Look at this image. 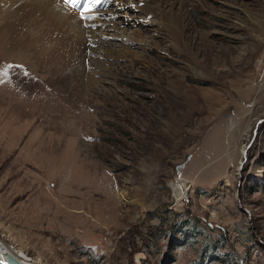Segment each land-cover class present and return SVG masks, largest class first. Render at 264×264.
<instances>
[{
  "label": "rangeland",
  "instance_id": "1",
  "mask_svg": "<svg viewBox=\"0 0 264 264\" xmlns=\"http://www.w3.org/2000/svg\"><path fill=\"white\" fill-rule=\"evenodd\" d=\"M149 1L96 3L115 53L65 65L25 16L2 27L0 239L40 264H264V0Z\"/></svg>",
  "mask_w": 264,
  "mask_h": 264
},
{
  "label": "bare ground",
  "instance_id": "2",
  "mask_svg": "<svg viewBox=\"0 0 264 264\" xmlns=\"http://www.w3.org/2000/svg\"><path fill=\"white\" fill-rule=\"evenodd\" d=\"M3 1L5 2V5H3V2L1 4L4 7L0 4V14H1L0 38L5 39L6 37L7 39V34L5 33L6 30L4 31L2 29V27L4 26H7L8 27L7 29H10V25H15V27L14 26L12 27L13 28L12 32L14 33H15V29L22 30V28L27 33L32 27H34L33 28L34 32H31L29 35L33 34L35 36H38L37 39L42 40L43 43L49 42L47 43L48 45L46 44V46L49 47L46 48L45 50L47 51L49 49V51H47L46 53H49V55L50 54L53 55L52 60L56 61V65H58V63H60L61 65H65L67 62L69 63V61L72 59L76 51L77 53L80 52V54L81 53L84 54L87 51L86 50L85 52H82L83 50L81 49L84 48L94 49L93 52L95 51L97 55H103V56H113V53H115L113 48H111L112 46H114L113 42L108 43L109 41L103 40L101 36L98 35V33H95L94 30L85 28L86 25H84L83 17L81 15V12L79 11H69V10L58 11V9H55L52 5L53 0H27L26 2H23V0L22 1L3 0ZM141 1H143L142 11H148V12L154 11V10L149 11L150 9L149 0H141ZM177 2H178L177 0H160L159 5L156 6V10H158V12H162L167 9L165 12L169 14L171 19L178 20L179 14L177 15V13L179 9L177 10L173 9V7ZM59 3L61 6V2H58V4ZM2 7L5 9L3 10ZM62 8L63 7L61 6L60 9ZM5 14L7 15V17L5 16ZM23 16H25L26 20H28V23L26 22L22 24L21 25L22 28H21L18 25L21 24V19H22L21 17ZM2 31L4 32L5 35L2 33ZM92 33H94V36L92 35ZM22 39H24V37L22 36L11 38L12 43L16 42V44H18L19 41ZM0 42H2L1 39ZM76 44H78L79 49H75ZM27 47H29L30 49L32 48L31 42L27 43ZM119 50L120 51L124 50V48H120ZM119 50H117L116 52H119ZM33 53L36 56L37 54L39 55L40 51L34 50ZM42 59L43 58L41 56V60ZM88 60L91 63H97V67L101 63L92 56ZM184 182H186V185L184 184ZM170 185L175 192L176 199L178 200L180 199L185 188L187 187L189 188V186L191 185V181L187 182L186 180L179 179V181L173 182ZM7 251H11V253L21 261L20 264H40L37 259H33L29 257L24 250L12 248L11 246H8L1 239H0V264H12L7 259V253H6Z\"/></svg>",
  "mask_w": 264,
  "mask_h": 264
},
{
  "label": "snow or ice",
  "instance_id": "3",
  "mask_svg": "<svg viewBox=\"0 0 264 264\" xmlns=\"http://www.w3.org/2000/svg\"><path fill=\"white\" fill-rule=\"evenodd\" d=\"M99 2L100 0H87V3L85 4L83 11L84 12L91 11V8L95 6L96 3H99ZM65 3L70 4L72 7L79 6V0H65Z\"/></svg>",
  "mask_w": 264,
  "mask_h": 264
},
{
  "label": "water",
  "instance_id": "4",
  "mask_svg": "<svg viewBox=\"0 0 264 264\" xmlns=\"http://www.w3.org/2000/svg\"><path fill=\"white\" fill-rule=\"evenodd\" d=\"M6 253H7V259H8L12 264H20V263H21V261H20L17 257H15V255H13V254L11 253V251H7Z\"/></svg>",
  "mask_w": 264,
  "mask_h": 264
}]
</instances>
